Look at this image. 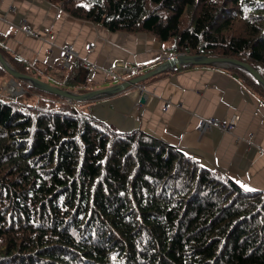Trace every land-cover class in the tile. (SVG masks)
<instances>
[{"label": "trees", "instance_id": "obj_1", "mask_svg": "<svg viewBox=\"0 0 264 264\" xmlns=\"http://www.w3.org/2000/svg\"><path fill=\"white\" fill-rule=\"evenodd\" d=\"M58 1L109 32L151 33L165 57H234L264 80V0ZM80 73L71 64L56 86L90 90ZM14 81L36 99H0V264H264V191L146 131L115 130L90 101Z\"/></svg>", "mask_w": 264, "mask_h": 264}, {"label": "crops", "instance_id": "obj_2", "mask_svg": "<svg viewBox=\"0 0 264 264\" xmlns=\"http://www.w3.org/2000/svg\"><path fill=\"white\" fill-rule=\"evenodd\" d=\"M21 20L40 36L25 34ZM0 37L6 58L53 85L62 82L73 63L89 81L85 86L94 89L142 73V66L165 57L151 33L109 32L72 16L58 0H0ZM63 44L75 52L67 67L59 63ZM148 79L91 100L92 114L119 132L146 131L242 188L264 191V99L259 94L229 68L186 66ZM206 118L233 126L201 130L199 121Z\"/></svg>", "mask_w": 264, "mask_h": 264}, {"label": "water", "instance_id": "obj_3", "mask_svg": "<svg viewBox=\"0 0 264 264\" xmlns=\"http://www.w3.org/2000/svg\"><path fill=\"white\" fill-rule=\"evenodd\" d=\"M186 66H206L217 69L240 68L245 72H247L248 74H250L264 91V80L253 69V67L240 59L229 56L209 57L206 55L176 53L169 57L162 58L152 68L142 73L127 77L125 79H122L120 77L118 81H116L115 83H111L110 85L90 89L83 93H76L71 90H67L59 86L50 84L49 82L41 80L32 75L18 72L7 62V60L0 53V67L9 74L12 80L11 82H14V78L23 80L24 82H26L31 86L37 87L44 91H48L56 95L57 97L64 99L66 102H71V103H83L97 98L114 95L124 91L127 88L133 86H139L142 82L146 81L148 78L156 74L168 70L171 71L177 70L181 67H186ZM129 73L130 71L127 72L126 74L128 75ZM110 81H113V78H111Z\"/></svg>", "mask_w": 264, "mask_h": 264}, {"label": "built area", "instance_id": "obj_4", "mask_svg": "<svg viewBox=\"0 0 264 264\" xmlns=\"http://www.w3.org/2000/svg\"><path fill=\"white\" fill-rule=\"evenodd\" d=\"M20 27L24 31L25 34L30 35L32 37H39L40 35L36 32H34L29 25L26 23V21L21 20L20 21ZM58 56H59V63L61 67H67L70 63L69 60L72 57H75V52L71 45L63 44L58 48ZM91 68V66L89 67ZM131 71V69H128L127 72ZM126 72V73H127ZM71 103V102H70ZM211 126H216L222 130H229L232 128V123H224L222 121H218L212 118H206L199 121L198 127L201 130L209 129Z\"/></svg>", "mask_w": 264, "mask_h": 264}, {"label": "rangeland", "instance_id": "obj_5", "mask_svg": "<svg viewBox=\"0 0 264 264\" xmlns=\"http://www.w3.org/2000/svg\"><path fill=\"white\" fill-rule=\"evenodd\" d=\"M11 81V78L6 76L3 78V81L0 82V99L13 101L21 105L33 104L36 99V95L28 91L25 85L21 82L18 83L16 81Z\"/></svg>", "mask_w": 264, "mask_h": 264}, {"label": "snow or ice", "instance_id": "obj_6", "mask_svg": "<svg viewBox=\"0 0 264 264\" xmlns=\"http://www.w3.org/2000/svg\"><path fill=\"white\" fill-rule=\"evenodd\" d=\"M249 191H251V189H248Z\"/></svg>", "mask_w": 264, "mask_h": 264}]
</instances>
